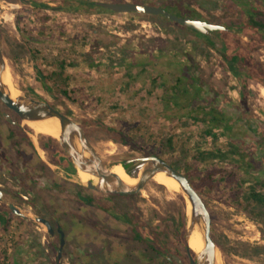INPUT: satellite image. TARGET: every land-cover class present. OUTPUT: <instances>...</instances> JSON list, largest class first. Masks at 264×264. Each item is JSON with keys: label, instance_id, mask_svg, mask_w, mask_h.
I'll use <instances>...</instances> for the list:
<instances>
[{"label": "rangeland", "instance_id": "obj_1", "mask_svg": "<svg viewBox=\"0 0 264 264\" xmlns=\"http://www.w3.org/2000/svg\"><path fill=\"white\" fill-rule=\"evenodd\" d=\"M38 1L48 5L59 3V0ZM175 3L195 9L203 19L225 26L222 31L230 29L233 35L226 32L218 36L216 33L221 30H216L206 34L211 35V43L194 31L149 14L87 8L78 12L42 11L29 2L0 0V31L9 84L20 93H28L27 89L32 88L38 99L50 102L82 126L87 125L90 129L87 136L108 167L145 153L143 148L115 142L94 126L100 121L118 125L129 134L139 127V145L162 152V158L170 164L178 162L182 166L179 170L190 171L195 180L214 167L234 170V178L219 179L214 190L207 193L203 187L200 194L211 214V232L218 240L215 242L220 249L219 260L222 264H264V251L251 256L243 254V251H252L253 245L264 246V213L263 218L251 216L244 207L228 202L226 188L242 183L241 187L248 192L259 182L261 186L257 190L264 193V95L261 93L264 86L248 79V75L255 73L254 63L264 68V49L253 48L248 63L239 65L246 72L242 76L247 79L248 88L227 70V60L221 51L223 42L230 46V39L248 43L251 37L240 27H245L251 16L264 22V0H175ZM166 9L172 12L171 8ZM18 48L21 49L18 51ZM12 49L16 59L11 56ZM56 58L67 61L66 72L70 76L67 82L47 77L57 67ZM145 58L149 60H142ZM141 61L145 63L144 68ZM183 74L202 84L200 96L208 104L206 110L215 106L224 117L211 134L206 133L209 114L204 115L193 106L172 105L170 94L177 76ZM65 89L71 92V97L63 92ZM186 100L189 101L188 96ZM20 128L32 143L34 138L44 141L49 135L35 133L27 124ZM10 129L7 119L5 123L0 121V189L4 193L0 200V264L57 263L58 238L50 241L43 225L24 220L6 207L15 202L11 192L13 184L24 195H32L36 204L51 203L50 208L67 232L63 264H97L89 255L93 252L94 256L97 253L96 258L102 259L99 264H105L100 255L108 262L111 257L113 264L114 258L104 251L110 226L104 223L103 209L81 202L73 184H82L63 169L50 165L51 171L33 169L25 159L39 163L43 155L48 160L47 150L42 148L40 155L34 143L33 146L29 142L26 146L20 142L13 145ZM148 133L155 137L148 138ZM169 135L173 137L174 149L164 151L160 139ZM230 149H234V154ZM217 151L220 153L216 157L200 156L202 152L216 155ZM23 156L26 158L20 160ZM229 156L234 159L229 161ZM58 180L63 181L62 192L53 187V181ZM136 182L137 178L129 184ZM90 193L98 198L104 195L92 190ZM116 202L120 203L117 210L138 221V229L157 225L158 235L164 242L168 240L167 235L172 236L173 224L177 228L176 224L182 222V215L185 223V202L180 190L154 179L136 193L119 195ZM106 203L112 211L116 210ZM249 203L248 210L255 209V202ZM74 214H78L84 225L73 221ZM124 227L130 239V225ZM128 243L131 247V240ZM190 247L195 250L193 245Z\"/></svg>", "mask_w": 264, "mask_h": 264}, {"label": "water", "instance_id": "obj_2", "mask_svg": "<svg viewBox=\"0 0 264 264\" xmlns=\"http://www.w3.org/2000/svg\"><path fill=\"white\" fill-rule=\"evenodd\" d=\"M97 5L110 9L113 12H140L147 14L164 15L166 18L182 23L187 27L210 34L214 30H223L225 26L213 23L201 17H192L190 15H177L166 8L159 5H151L147 3L132 1H98ZM8 65L6 56L3 51V38L0 31V99L11 110H13L20 118L22 125L28 121H45L49 119H57L60 124V134L56 141L60 147L70 156L76 167V172L69 173L75 177V180L100 193H123L133 194L140 191L144 185L160 173L165 172L166 175L173 177L180 185V192L185 202V245L190 253L194 252L195 256H191L192 264H222L219 260L220 249L212 236L211 214L205 204L200 193L195 189L189 177L181 170L174 167L164 158L150 154L131 157L117 163H121L125 171L133 178H137V182L129 184L120 177L113 174L110 168L105 165L103 159L96 147L90 141L83 126L71 118L66 113L60 111L48 101L38 99L28 93H20L13 97L10 92V84L8 80ZM8 80V81H7ZM9 116L8 114H5ZM33 129V128H32ZM33 131L37 133L34 129ZM31 135L30 132H28ZM42 134V133H41ZM32 136V135H31ZM50 136V135H47ZM35 137V136H33ZM52 137V136H51ZM34 146L41 155L43 151L39 140L34 138ZM43 160L53 168H60L58 165L51 163L43 155ZM78 169L90 172L96 177V180L89 179L86 182L80 181L78 178ZM3 191L0 189V200L3 199ZM13 213L28 217L32 221L43 225L47 232L53 236L54 229L50 221L44 217L37 215H28L13 203L7 204ZM195 228L201 232L204 247L200 251H194L190 247V238ZM60 233V243L57 249V263L63 264V247L65 245V232L58 225ZM178 260L179 258L176 257Z\"/></svg>", "mask_w": 264, "mask_h": 264}, {"label": "flooded vegetation", "instance_id": "obj_3", "mask_svg": "<svg viewBox=\"0 0 264 264\" xmlns=\"http://www.w3.org/2000/svg\"><path fill=\"white\" fill-rule=\"evenodd\" d=\"M8 1L11 3H14L15 1H20L23 3L29 2L30 6L34 5L37 7L38 10H42V11L57 10L58 12H70V11L78 12V11L83 10V8H87L88 10H95L97 6L93 5L92 2H98V1H91V0H59L58 5H48L47 3H43L39 1L43 3L44 6H37L35 5L34 2L38 0H8ZM119 1L120 0H114V2H119ZM137 1H141V0H137ZM132 2H135V0H132ZM149 2H152V1L150 0L147 2H140V3H147L151 5H159L164 8H171L172 12L174 11V8H175V6L173 4H170L168 0H154L153 3H149ZM135 13H140V12H135ZM141 14H147V13H141ZM149 15H158V14H149ZM215 31L216 30H214L213 32ZM234 40L236 41L235 50L237 51H240L242 47H246L250 45L252 42H254L253 40L257 41V44L250 48L249 56H251V50L255 47L258 49H264V39H249L246 45L242 44L241 40L239 39H234ZM236 65L241 75L246 76V72L245 71L243 72L239 69V65H245V63L238 62L236 63ZM253 65L254 67H252V69L255 71V73L248 75V79L254 81L257 85L264 86V68L261 67L260 63H254ZM245 81L247 83L246 88H248L249 84L246 78H245ZM2 112L4 113V116L6 117L8 122L10 123L11 129H14L16 125L17 126L19 125L20 127H22L20 118L18 119L15 115H13L10 112H5L3 110ZM6 113H9L10 115L8 114L9 116H6L5 115ZM16 135L20 136L21 133L19 131L11 132V136L14 137ZM39 143H40V146L44 150H47L46 151L47 157L49 158L48 160L51 163L58 165L66 173H70L61 164L56 163L59 161L56 157L54 158V155L58 148L56 147L54 142L51 143L50 139L47 137L44 141L42 140L39 141ZM46 143H50L51 145L50 148L45 147ZM20 144H22L23 146L24 145L26 146V144L28 143L27 141H24ZM13 145L15 144L13 143ZM17 149L20 150L19 147ZM24 158H26V156L21 157L20 160ZM39 159H40L39 163L29 162V160L27 159L25 160L26 162H28V164L32 166L33 169L40 170L41 172L42 171L45 172L46 168H44L43 164H46L48 166L49 164L46 163L43 160V158L39 157ZM32 168L30 167V169ZM30 181L31 180H29L28 182ZM19 182L21 181L18 180V183ZM25 182L26 181H24L23 183ZM53 182H54L53 187L56 188L58 191L62 192L63 181L58 180V181H53ZM70 184H73V183H70ZM73 185H74L73 186L74 189L76 190L77 197L78 199L81 200V202L88 204L90 206H97L100 210L103 209L104 223H107L110 226V230L107 231L105 235L104 251H106V254H108V256H112L114 258L113 264H192L191 256H195V255H193L191 252L190 253L188 252L186 245H185V239L181 235V230H179L180 227L178 229V227L176 228L175 225L173 224V227H172L173 231L171 233L172 236L167 235L168 238H166V240L167 239L168 240L164 242V240L161 239L158 235L159 228L157 227V225L153 227L142 226V227H139L138 229L136 227V222L138 221L134 222L132 220L133 218L131 217L132 215H129L125 212L117 210V207H120L119 206L120 203L116 202V198L123 193L118 194V193L97 192L98 194H104L103 197L98 198L93 193H90L92 189L84 187V186L80 187V185H76V184H73ZM14 187L16 189H13ZM11 192H12V199L15 200V202H11V203L15 204L23 212L24 210L27 211V209H31L30 211H27V212L25 211V213L28 215L32 213L34 215L44 217L50 221L54 229V234L52 236L51 234L47 232L48 237L50 238V241L55 238H58L59 243H60V233L58 232V225H60V227L62 228V223L60 222V219L57 217L56 213L53 212V209L50 208L51 203L48 205H45L43 202H39L40 204L39 203L36 204L32 199L33 197L32 195L30 194L24 195L23 192L18 190L17 186L14 184L11 186ZM87 197H89L90 200H86ZM106 202L110 203L111 206L113 205V209L114 210L116 209V210L112 211V209H110V207L107 206ZM9 210L11 209L9 208ZM11 213L15 214L12 212V210H11ZM15 215L24 220L32 221L28 217L20 216L17 214ZM94 215L97 217L96 213ZM72 217H73V221H76V223L78 222L81 223L80 218L78 217V214H74V216ZM158 221H161V220H158ZM126 224L130 225V228H129V231L131 232L130 239H128L127 234L124 232V228H126L124 227V225ZM180 224H181V221H179L176 225L181 226ZM72 227L74 229L75 224H73ZM65 235H67V232H65ZM128 240H131L132 242L131 247H128L130 244L128 243ZM144 243H146L145 246L143 245ZM89 255L91 258H94L96 260V261L93 260V262H96L97 264H99L102 260V259L96 258L97 253L95 256H94V252L92 253V255L91 254ZM176 257H178L179 260ZM100 258H103V260H105V264H111L112 262L110 259L111 257H109V260H110L109 262H108V259L105 258V256L103 257L100 255Z\"/></svg>", "mask_w": 264, "mask_h": 264}, {"label": "trees", "instance_id": "obj_4", "mask_svg": "<svg viewBox=\"0 0 264 264\" xmlns=\"http://www.w3.org/2000/svg\"><path fill=\"white\" fill-rule=\"evenodd\" d=\"M120 1H124V0H120ZM147 1H150V0H141V1L135 0V2H147ZM168 2L175 6L173 13H175L177 15H190L192 17L197 16V17L202 18V15L198 11H196L195 9H191V7L183 6V5H177L175 3V0H168ZM34 3L37 6H44V4L39 2V1H36ZM149 3H153V2H149ZM92 4L97 6L95 8V11L113 12L110 9H105V8L97 5L96 2H92ZM151 16L161 17L168 22L175 23L177 25L185 27L186 29H189L191 31L196 32L200 36L206 37L212 43V41L210 40L211 35H206L205 33L193 30V29L187 27L186 25H184L182 23H179V22H176L174 20L166 18L164 15H151ZM240 28L246 34L250 35L251 39H264V22L262 21L261 18H255V17L251 16L248 19L245 27H240ZM226 32H229L231 35H233L230 29H227L225 31L221 30V32L216 33V34L218 36H220V35L223 36V34ZM151 41H154V39H152ZM253 41L254 42H252L250 45H248L246 47H242L240 51L235 50V48L233 46H235L236 42H234V41L231 42V39H230V46H228L227 42L225 41V42H223L222 48H221V51L223 52V55H225L226 60H227V70L239 77L240 82L244 88H246L247 83L245 81V78H243V76L239 72L236 63H238V62L239 63L240 62L241 63H247L249 61V59H250L249 50L251 47H253L257 44V41H255V40H253ZM20 49L21 48H18L17 50L19 51ZM12 51L13 52H12L11 56H12V58L16 59V57H15L16 52L13 49H12ZM142 60L148 61L149 58H145ZM54 62L57 63V67L54 70L50 71L49 74L47 75V77L52 79L53 81L61 80V81L67 82V80H69V78H70L69 74L66 72L67 61L64 58H61V59L56 58L54 60ZM142 62L143 61H141V65L144 68L145 63H142ZM130 67H132V66H130ZM133 67H135V66H133ZM36 70L39 71V68L36 67ZM164 81L166 82V79ZM190 88H192L193 90L190 91ZM82 89H83V87H81L80 90H82ZM71 91H72V89H71ZM201 91H202V84L199 81H197L196 79H192V78L188 77L186 74L185 75L183 74L182 76L179 75L176 78L175 87H174L172 93L170 94V100H172V105H175V106L180 105L184 108H187V106L188 107L193 106L198 111H202L204 115L209 114L210 117L208 119H206L209 122V126H208L209 128H208V130H206V133L211 134L212 130L215 129L216 127H218L223 122L224 117L221 116L220 110L215 106H212L211 109L206 110V107L208 104H207L206 100H203L201 98V96H200ZM27 92L31 96H34V97L36 96L38 98V94L35 93V91L32 88H28ZM63 92L68 97H71V92H68L66 89L63 90ZM187 96L189 97V101L186 100ZM2 110L3 111L4 110L10 111L19 119V116L13 110L9 109L0 99V121L5 123L6 117L4 116V113L2 112ZM94 126L99 127L101 130H103L106 134H108L117 143H124V144H129L133 147L143 148L144 153L147 155L154 154V155H158L160 157H163L162 152L157 153L153 149H148L146 147L139 145L138 140H137L138 133H139V127H138V129H135L133 134H129L126 131H124L122 128H120V126H118V125H109V124L104 123L102 121L98 122L97 125H94ZM83 128L85 129V132L88 135L89 131H90L88 126L83 125ZM14 131H19L21 133L20 136L16 135L15 138L12 137L14 139L13 140L14 144L19 143V142L21 143L23 141H27V142H29V144L31 146H33L31 139L20 128V126H15L14 129H10V132H14ZM10 137H11V133H10ZM47 137L50 139L51 143L54 142L56 147L58 148L55 152V155H54V158L56 157L59 161L56 163L61 164L70 173L76 172V167L73 164L70 156L59 146L56 139H54L51 136H47ZM151 137H155V135H153V133H148V138H151ZM160 140H161V143L163 142V144H164V151L169 150V149H171V150L174 149L173 137L171 135H169L165 138H161ZM50 146H51L50 143L45 144V147H47V148H50ZM218 153H220V152L217 151L216 155H214L213 152L212 153L202 152V153H200V156H201V158L202 157L205 158L207 155H209L210 158H212V157L219 156ZM230 153L234 154V149H230ZM236 154L238 155L240 153L237 151ZM221 155H223V154H221ZM223 156H226V155H223ZM228 159H229V161H232L234 158L229 156ZM54 162H55V160H54ZM171 163L176 168L182 169V166L178 162L174 161ZM43 166H44V168H46L45 169L46 171H51V169L48 165L43 164ZM184 173L189 177L191 183L193 184L195 189L200 194L202 193L203 187L206 188L205 190H207L206 191L207 193H210L212 190H214L216 188L217 180L224 179V178L231 179V178H234L236 175V172L234 170H227L221 166L220 167H214L212 170L206 171L204 174L199 176L198 180H195L192 178V173H190V171L187 170ZM216 174H219V176L215 178ZM237 186L238 185H235L232 187H231V185L228 187L226 186V188L229 190V195L227 197L228 202L230 201V203H234L238 207H244V210L247 211L251 216L263 218L264 193L257 190V187L261 186V183L255 182L248 192H245V190L241 187L242 183H240V185L238 187ZM80 187H83V186L80 185ZM86 200H90L89 197H87ZM251 201L255 202V204H254L255 209L252 208V209L248 210L251 207V203H249ZM6 207L8 208V206H6ZM183 221H184V219H183V215H182V222L180 224L181 226H177L178 229L180 227L179 230H181L182 236H183L184 231H185V226H184ZM212 236H213V234H212ZM213 238L216 242L218 241L216 239V237L213 236ZM263 251H264V246L256 244V245H253L252 251L246 250V251H243V254L245 256H251V255H253V253L255 255H257V254L262 253ZM191 253L194 255L193 251H191ZM34 254H36V253H34Z\"/></svg>", "mask_w": 264, "mask_h": 264}, {"label": "bare ground", "instance_id": "obj_5", "mask_svg": "<svg viewBox=\"0 0 264 264\" xmlns=\"http://www.w3.org/2000/svg\"><path fill=\"white\" fill-rule=\"evenodd\" d=\"M9 75V74H8ZM9 78V76H7ZM9 80V79H8ZM7 80V81H8ZM263 87V86H262ZM259 89V88H258ZM10 92L13 97H16L20 95V92L16 90L15 88L10 87ZM262 95H264V88L261 91ZM36 132L39 133H47L49 135H52L55 138L59 137L60 134V124L57 119H49L45 121H28L27 122ZM110 170L113 174L120 177L123 181L126 183L131 182L132 180L136 179L131 177L124 169V167L121 165V163H114L110 167ZM78 178L82 182H86L89 179L96 180V177L93 176L90 172L84 171L82 169H78ZM154 181L163 183L169 188L173 189H179L180 185L179 183L171 176L166 175L165 172H160L154 177ZM190 245H193L194 251H200L204 247V242L202 239L201 232L198 230V228H195L193 234L190 238Z\"/></svg>", "mask_w": 264, "mask_h": 264}]
</instances>
